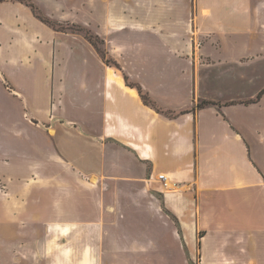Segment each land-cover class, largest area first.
<instances>
[{"label":"crops","instance_id":"0c3cea01","mask_svg":"<svg viewBox=\"0 0 264 264\" xmlns=\"http://www.w3.org/2000/svg\"><path fill=\"white\" fill-rule=\"evenodd\" d=\"M53 1H0V153L34 174L29 214L95 222L99 251L145 264H264V0Z\"/></svg>","mask_w":264,"mask_h":264},{"label":"rangeland","instance_id":"374dc122","mask_svg":"<svg viewBox=\"0 0 264 264\" xmlns=\"http://www.w3.org/2000/svg\"><path fill=\"white\" fill-rule=\"evenodd\" d=\"M19 1L27 5L34 3V0ZM82 1L55 0L51 5L57 10H75L80 8ZM32 11L37 17L44 18L42 11L37 10L35 6ZM45 21L54 30L65 31L77 35L79 38L87 39L104 57L105 63L111 62L106 55L108 51L104 41L95 34L94 29L84 28L79 23H65L49 18H46ZM32 41L38 44L35 39ZM118 44L119 49L124 48V39H119ZM47 56L50 58V51ZM5 65L4 62L0 63L2 66L0 71H4ZM0 80V101H4L1 91H11L14 86L9 84L6 78L4 80L0 78ZM8 107L7 114L9 116L15 114L14 106L11 103L8 104ZM28 117L31 118L30 115ZM6 156V153L2 155L0 153V264H112L115 261L123 264H127L128 261L145 264V254L143 252H128L120 238H109V244H113L114 249L105 248L106 251H99L100 244H105L106 241H102L95 222L81 224L79 221H70L63 217L59 218V216L54 218L48 215L44 219H35L33 215L29 214L33 211V201L38 200L31 194L34 174L21 171L22 163L16 164L13 171L9 170ZM88 180L89 183H93L91 178ZM43 188L45 189L39 190V192L44 202L49 200L59 202L58 195L53 196L48 192L47 183ZM24 192H29L27 197H23ZM28 210L29 212H27ZM22 212L26 213L22 219L14 215ZM66 226L72 227V232L69 235H64L61 231ZM200 255L201 253L196 252L195 258L191 260L190 264H201ZM185 256L188 255L185 254Z\"/></svg>","mask_w":264,"mask_h":264},{"label":"built area","instance_id":"2783aa9c","mask_svg":"<svg viewBox=\"0 0 264 264\" xmlns=\"http://www.w3.org/2000/svg\"><path fill=\"white\" fill-rule=\"evenodd\" d=\"M159 179L163 180L164 179V176L163 175H159Z\"/></svg>","mask_w":264,"mask_h":264},{"label":"trees","instance_id":"16d2710c","mask_svg":"<svg viewBox=\"0 0 264 264\" xmlns=\"http://www.w3.org/2000/svg\"><path fill=\"white\" fill-rule=\"evenodd\" d=\"M204 104H207V102H202V103L200 104V106H202V105H204Z\"/></svg>","mask_w":264,"mask_h":264}]
</instances>
